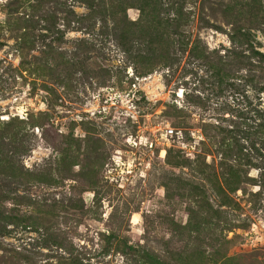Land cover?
Masks as SVG:
<instances>
[{
	"label": "rangeland",
	"instance_id": "1",
	"mask_svg": "<svg viewBox=\"0 0 264 264\" xmlns=\"http://www.w3.org/2000/svg\"><path fill=\"white\" fill-rule=\"evenodd\" d=\"M0 264H264V0H0Z\"/></svg>",
	"mask_w": 264,
	"mask_h": 264
},
{
	"label": "built area",
	"instance_id": "2",
	"mask_svg": "<svg viewBox=\"0 0 264 264\" xmlns=\"http://www.w3.org/2000/svg\"><path fill=\"white\" fill-rule=\"evenodd\" d=\"M174 134V130L173 129H168L167 130V135H173Z\"/></svg>",
	"mask_w": 264,
	"mask_h": 264
},
{
	"label": "trees",
	"instance_id": "3",
	"mask_svg": "<svg viewBox=\"0 0 264 264\" xmlns=\"http://www.w3.org/2000/svg\"><path fill=\"white\" fill-rule=\"evenodd\" d=\"M254 16H255V18H257V15L254 14ZM237 19H238L237 22L240 23V22H239V21H240L239 18H237ZM247 37L249 38V35H247ZM249 42H250V41H249ZM261 55H262V54H261Z\"/></svg>",
	"mask_w": 264,
	"mask_h": 264
}]
</instances>
